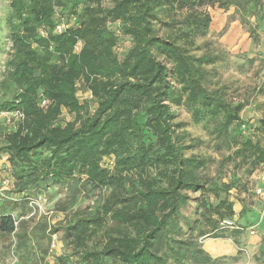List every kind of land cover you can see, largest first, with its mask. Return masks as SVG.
Returning a JSON list of instances; mask_svg holds the SVG:
<instances>
[{
    "label": "trees",
    "instance_id": "trees-1",
    "mask_svg": "<svg viewBox=\"0 0 264 264\" xmlns=\"http://www.w3.org/2000/svg\"><path fill=\"white\" fill-rule=\"evenodd\" d=\"M216 5L224 11L235 8L248 32L258 37L249 18L264 13L263 0L9 3L6 28L13 53L0 85L12 96L0 109L19 113L22 120L8 134L4 148L18 192L29 193V200L53 187L71 188L77 176L86 177L82 189H111L101 213L78 217L65 230L77 246L86 247L92 227L102 228L103 218L110 216L116 228L105 231V245L83 252L92 264L106 259L111 264L219 261L197 240L184 238V225L191 229L192 220L183 210L202 209L188 194L207 190L200 176L205 160L194 154L196 142L171 111L184 107L195 126L214 125L219 135H227L241 121L245 106L228 98V87L213 86L214 70L209 68L222 63L224 56L197 55L203 50L197 42L208 37L212 24L211 16L200 9ZM184 10L182 21L175 20ZM65 14L74 17L75 24L57 34L58 16ZM118 22L121 36L131 43L123 58L116 52L121 38L109 28ZM80 81L97 101L93 115L77 96ZM42 101L48 102L46 107ZM64 110L75 118L61 126ZM261 127L264 133V119ZM148 134L154 141L147 140ZM237 155L243 163L251 160L253 169L264 165L260 143L246 141ZM104 158H113L112 169L102 167ZM223 209L225 214H220ZM214 210L221 219L234 215L227 199ZM16 230L15 218L1 212L0 235L13 236ZM205 236L226 239L205 232L200 239Z\"/></svg>",
    "mask_w": 264,
    "mask_h": 264
},
{
    "label": "rangeland",
    "instance_id": "rangeland-1",
    "mask_svg": "<svg viewBox=\"0 0 264 264\" xmlns=\"http://www.w3.org/2000/svg\"><path fill=\"white\" fill-rule=\"evenodd\" d=\"M11 1L0 2V83L6 78V62L13 53L6 28ZM103 6L107 5L104 3ZM200 12L208 13L212 24L208 37L197 42L203 47L197 55L211 52L224 56L222 63L209 68L214 70L213 86L228 87V98L245 107L240 113L241 121L235 122L227 135L215 133L214 125L195 126L184 107H171L176 121L186 125L189 137L196 142L194 154L205 160L200 176L207 190L188 194L189 198H197L194 201L202 209L201 212L190 207L183 210L192 220L191 229L184 225V238L200 242L213 259L219 260L217 264H264V165L253 169L249 165L251 160L243 163V157L237 155L248 140L264 147L261 129L264 119V13L249 18L258 35L254 37L241 23L233 7L224 11L217 5L206 6ZM183 14H186L185 10L178 12L175 20L182 21ZM57 21L58 25L67 27L75 24V18L67 14L59 15ZM120 27L119 22L109 25L121 38L116 52L123 58L131 43L121 36ZM78 46L81 49L82 43ZM77 86L80 103L85 104L89 114L93 115L98 107L97 101L82 81ZM11 96L12 93L5 95L0 85V104L11 100ZM43 102L41 106L46 107L48 102ZM74 118L64 110L58 123L65 126ZM21 120L19 113H6L0 109V213L12 215L17 223L15 235H0V264H92L83 252L102 249L106 241L105 231L116 228L110 216L103 218L102 228L92 227L86 247L77 246L65 230L78 217L101 213L111 189H96L90 185L82 189L86 177L77 176L71 188L53 187L32 196V200H29V193H19L9 162L10 154L4 147L8 134L16 131ZM147 140L154 141V138L148 134ZM249 155L247 152L246 156ZM42 157L37 155V158ZM101 165L112 169L113 158H104ZM156 174L155 170L150 171L151 177ZM225 199L233 205L234 215L221 219L220 214H225L226 210L217 214L214 209ZM194 201L190 203L194 204ZM225 220L231 221L233 227H225ZM201 232L226 239H209L207 236L200 239ZM102 264H111V260L106 259Z\"/></svg>",
    "mask_w": 264,
    "mask_h": 264
},
{
    "label": "built area",
    "instance_id": "built-area-1",
    "mask_svg": "<svg viewBox=\"0 0 264 264\" xmlns=\"http://www.w3.org/2000/svg\"><path fill=\"white\" fill-rule=\"evenodd\" d=\"M0 2H1V0H0ZM67 28H68L67 26L57 25L56 28H55V32H56L57 34H61V33H63ZM41 36L45 37V36H46L45 32H41ZM78 50H79V46L76 47V51H78ZM224 225H225V227H227V228H231V227H233V223H232L231 221H228V220H225V221H224Z\"/></svg>",
    "mask_w": 264,
    "mask_h": 264
}]
</instances>
